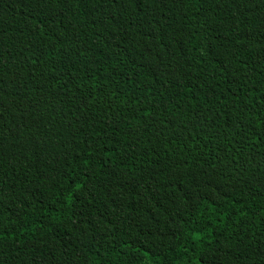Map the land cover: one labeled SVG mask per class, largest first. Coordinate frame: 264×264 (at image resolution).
<instances>
[{
    "label": "trees",
    "instance_id": "obj_1",
    "mask_svg": "<svg viewBox=\"0 0 264 264\" xmlns=\"http://www.w3.org/2000/svg\"><path fill=\"white\" fill-rule=\"evenodd\" d=\"M0 264H264V0H0Z\"/></svg>",
    "mask_w": 264,
    "mask_h": 264
}]
</instances>
